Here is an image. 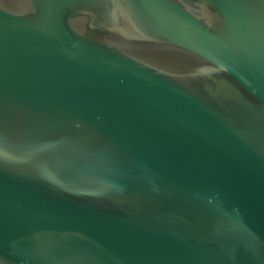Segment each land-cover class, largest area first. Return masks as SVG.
Returning <instances> with one entry per match:
<instances>
[{
    "label": "water",
    "instance_id": "obj_1",
    "mask_svg": "<svg viewBox=\"0 0 264 264\" xmlns=\"http://www.w3.org/2000/svg\"><path fill=\"white\" fill-rule=\"evenodd\" d=\"M0 264H264V0H0Z\"/></svg>",
    "mask_w": 264,
    "mask_h": 264
}]
</instances>
